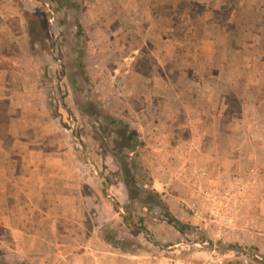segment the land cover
I'll return each instance as SVG.
<instances>
[{"label": "rangeland", "instance_id": "obj_1", "mask_svg": "<svg viewBox=\"0 0 264 264\" xmlns=\"http://www.w3.org/2000/svg\"><path fill=\"white\" fill-rule=\"evenodd\" d=\"M161 1L0 0V264H61L58 250L43 248L40 236L32 235L68 227L40 220L59 197L69 203L56 207L79 213L82 229L132 241L128 253L140 249L144 264H156L154 257L157 264H264V39L253 59L263 76L250 90L258 107L244 101L249 91L240 78L226 93L221 126L199 129L251 133L235 144L241 151H230L234 143L224 141L219 165L210 166L208 159L218 156L212 140H191L179 107L193 106L201 95L182 71L210 64L195 51L212 48L201 40L217 35L210 27L213 12L228 19L237 8L247 29L253 15L242 7L252 3L174 0L164 29L141 28ZM258 3L261 31L264 0ZM30 22L40 40L35 44ZM169 36L176 39L162 40ZM111 116L130 123L143 144L120 148L116 130L123 127L111 124ZM123 160L141 189L137 199L123 181ZM41 168L50 182L45 204L40 187L35 191L27 180L39 181ZM101 195L112 203L111 214L99 203ZM167 209L183 233L167 222ZM137 226L143 231L133 234Z\"/></svg>", "mask_w": 264, "mask_h": 264}, {"label": "crops", "instance_id": "obj_2", "mask_svg": "<svg viewBox=\"0 0 264 264\" xmlns=\"http://www.w3.org/2000/svg\"><path fill=\"white\" fill-rule=\"evenodd\" d=\"M252 4L249 6L242 7L243 12L248 11L253 16L249 17L247 20L249 26L247 29L242 25L244 18L240 16V10L237 8L232 9V14L228 19L218 18L219 11L213 12L208 11L209 14L215 13L214 21H211V29L217 32V35L206 36L207 40H201V42L209 44L212 48L203 52L204 49L199 51H195L196 54H199V59L210 62V64H206L204 69H185L182 71V74L190 80V89L192 92H197L201 90V95L199 99H195L197 102L193 106H190L188 103L180 104L179 107L185 108V117L183 119V124L187 128L185 131L189 135V137L202 140L203 138H207L212 140L213 144L211 146L212 150L218 154L216 158L212 157L208 159V163L210 166H218L219 161L218 158L219 152H221L218 148L224 149V141H230L232 146L231 150L229 148L226 149L228 153L229 150L232 151H241L240 146H235V144H240V141L245 137L249 138L251 133H241L237 131L235 128H229L228 131L223 129H217L213 133L209 132H200V126L206 124H222V111L224 109V105L226 103V93L228 89L235 86V84L240 80V78H245L247 80L246 84L248 87L249 95L246 97L248 99L244 101L247 104H250L253 108L258 107L257 100L251 101L255 96L254 92H251V87L256 89L257 84L259 83L258 76H263V73L258 72L254 68L253 59L255 57V48L259 46L261 40L264 39V29L260 31L257 30V18L256 15L259 13L258 10L259 0H250ZM164 6H160L158 11L152 12L149 16L146 17L145 27L149 26L151 31L154 27L164 29L167 26L168 21L170 23V18L172 14L168 11L170 9H175L174 0H162L160 3H164ZM254 3V4H253ZM169 9H166L165 6H169ZM173 5V6H172ZM241 7V3L238 5V8ZM261 8V6H259ZM261 12V11H260ZM263 12V11H262ZM149 14V12H148ZM261 22V21H260ZM173 29V27H170ZM169 28V29H170ZM172 39H176L175 36L168 37L166 39L162 38V40L171 41ZM189 43H196L195 38H190ZM200 42V40H197ZM216 46V47H215ZM194 57L196 55L194 54ZM264 65L263 62L261 63ZM195 67V66H193ZM181 73V71H180ZM263 74V75H262ZM194 76H200L202 78L200 81H196L192 78ZM253 77V79L251 78ZM258 80V81H257ZM10 93V92H9ZM9 93H5L4 97L9 99L11 95ZM195 98V97H192ZM257 99V98H256ZM254 100V99H253ZM168 104L175 105L172 102H168ZM227 106V105H226ZM178 107V105H177ZM194 110V111H193ZM193 111V112H192ZM192 112V113H191ZM207 117V118H206ZM209 117H212L211 120L207 121ZM174 118H170L168 121L170 124H174ZM234 119V118H233ZM235 120V119H234ZM232 120V123H234ZM173 121V122H172ZM242 123H245V120ZM238 120V124H240ZM130 124V123H129ZM138 131V130H137ZM139 132V131H138ZM191 138V140H192ZM237 139V140H236ZM246 139V138H245ZM236 140V141H234ZM189 144L190 141H185ZM186 144V145H188ZM215 144V146H213ZM191 144H189L190 146ZM192 148L188 150L187 153H192ZM224 151V150H223ZM221 154V153H220ZM213 156V155H212ZM216 161V162H215ZM34 170H37L36 167H33ZM31 173H34L32 167H30ZM45 169L41 168L40 172V180L34 182V178H27L30 181V187L36 191L38 186L41 190V203H47L48 195L43 194L44 190L50 189L49 178L45 179ZM99 194V190H97ZM46 196V200H42L43 197ZM106 197L110 198L109 195ZM74 202V199L72 200ZM103 201V207L107 212L111 214L112 203H107L106 198L101 195L99 203ZM51 206H55L53 210L45 211L44 214L41 215L40 220L43 221H58L67 224L68 227L63 230V232L56 231L55 229L51 230L50 233L45 232L44 229L40 228L33 232V236H40L41 245L43 248H49L50 250L57 249V255L61 264H144V256L140 253V249L136 251V253H128L122 251L119 247H116L113 243L107 241L103 235V231L92 229L91 231L86 230L85 228H81V221H79L80 215L79 213H65L56 206L62 204H68L69 200L67 198H55L51 202ZM118 206L117 203H114V206ZM116 206V207H117ZM106 217V216H105ZM103 225V223H102ZM99 227V226H98ZM180 233V231H178ZM32 236V237H33ZM59 236H63L64 238L60 240ZM54 238V239H53ZM54 240V241H52ZM65 252V254H64ZM152 263H158V258L154 257L150 259Z\"/></svg>", "mask_w": 264, "mask_h": 264}, {"label": "trees", "instance_id": "obj_3", "mask_svg": "<svg viewBox=\"0 0 264 264\" xmlns=\"http://www.w3.org/2000/svg\"><path fill=\"white\" fill-rule=\"evenodd\" d=\"M28 32L30 35V41L32 44H35L36 42H39L40 40H37L33 33V25L32 22L29 23L28 25ZM75 59L78 60L80 57L78 55L75 56ZM110 123L111 124H117L121 125L123 128H118L116 130V144L122 148L123 150H130L133 151L138 145L143 144V142L140 140V135L139 132L132 128V126L125 122L124 120H120L118 118H115L114 116L110 117ZM126 159H128L129 155L124 156ZM124 161V162H123ZM121 162V170L123 173V181L126 185L128 194L131 198H139L141 196V189L137 186L136 182V176L133 174L132 168L130 164L128 163V160H123ZM165 208H167L166 204H163ZM117 206V205H116ZM166 220L169 224L174 225L178 231L183 233L182 228L177 227L178 219L176 216L171 212L170 210H166ZM130 216H127L126 219L128 220ZM133 234H138L139 232L143 231V226H137V227H132ZM105 237V236H104ZM105 239L111 243H113L116 247H119L122 251L128 252L129 249L133 246L132 241H124V240H119L115 238V236L108 235L105 237Z\"/></svg>", "mask_w": 264, "mask_h": 264}]
</instances>
